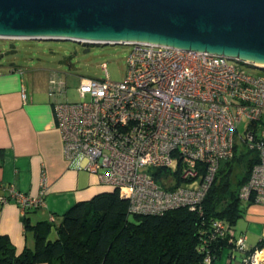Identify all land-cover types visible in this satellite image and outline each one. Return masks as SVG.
<instances>
[{
  "label": "built area",
  "instance_id": "1",
  "mask_svg": "<svg viewBox=\"0 0 264 264\" xmlns=\"http://www.w3.org/2000/svg\"><path fill=\"white\" fill-rule=\"evenodd\" d=\"M130 46L123 81L110 80L103 64L106 79L80 77L78 102L64 100L65 81L61 72H52L50 93L61 98L53 110L65 159H80L101 184L118 189L130 215H163L181 207L200 211L222 163L246 149L258 162L239 198L264 205V77L207 52ZM21 97L28 102L25 90ZM40 188L36 198L6 189L0 205L14 201L23 212L38 210L45 203V174ZM215 227L234 236L221 221ZM234 242L240 251L247 249L244 237ZM240 264H264V249Z\"/></svg>",
  "mask_w": 264,
  "mask_h": 264
},
{
  "label": "trees",
  "instance_id": "2",
  "mask_svg": "<svg viewBox=\"0 0 264 264\" xmlns=\"http://www.w3.org/2000/svg\"><path fill=\"white\" fill-rule=\"evenodd\" d=\"M245 156L247 169L240 188L249 180L258 162L257 154L240 149L231 160L222 163L200 211L181 207L163 215H130L128 201L122 199L116 188L75 205L58 223L32 225L28 217L32 210H26L23 223L26 233L34 236L35 247L18 253L9 237L0 233V264H40L52 260L61 264H206L207 258L213 264L225 250L231 257L235 250L246 256L264 249V238L254 249L240 251L235 236L216 232V222L221 221L233 230L243 217L239 194H232L228 203L222 199L231 189V163L242 161ZM229 163L230 168L222 174Z\"/></svg>",
  "mask_w": 264,
  "mask_h": 264
},
{
  "label": "water",
  "instance_id": "3",
  "mask_svg": "<svg viewBox=\"0 0 264 264\" xmlns=\"http://www.w3.org/2000/svg\"><path fill=\"white\" fill-rule=\"evenodd\" d=\"M0 39L165 46L264 71V0H0Z\"/></svg>",
  "mask_w": 264,
  "mask_h": 264
},
{
  "label": "crops",
  "instance_id": "4",
  "mask_svg": "<svg viewBox=\"0 0 264 264\" xmlns=\"http://www.w3.org/2000/svg\"><path fill=\"white\" fill-rule=\"evenodd\" d=\"M51 74L52 69L0 63V196L14 187L36 198L45 174V203L28 215L32 225L50 222L52 217L58 223L75 205L111 190L82 168L80 159H65L53 110V104L61 98L50 93ZM23 90L29 98L27 103L22 101ZM241 202L244 214L233 227L234 236L244 237L247 250H252L264 238V205ZM23 217L16 202L0 205V233L9 237L18 253L35 247L34 236L25 231ZM244 257L236 250L230 257L225 250L213 264H240Z\"/></svg>",
  "mask_w": 264,
  "mask_h": 264
},
{
  "label": "rangeland",
  "instance_id": "5",
  "mask_svg": "<svg viewBox=\"0 0 264 264\" xmlns=\"http://www.w3.org/2000/svg\"><path fill=\"white\" fill-rule=\"evenodd\" d=\"M132 50L129 45H82L74 42L5 40L0 39V63H14L27 68H43L59 70L65 81L67 90L64 100L80 101L77 92L80 77L106 79V73L101 69L106 64L110 80L123 81L126 74V59ZM241 68L249 75L264 77V71L242 65ZM59 96V95H56ZM245 120L239 127L243 132ZM247 156L242 161L232 162L230 175L231 189L223 196L222 202L229 201L232 194H239L241 182L246 174ZM231 164H227L224 174ZM244 164V166H243ZM107 189L113 187L104 185ZM225 203V204H227ZM131 219H134L131 216Z\"/></svg>",
  "mask_w": 264,
  "mask_h": 264
}]
</instances>
